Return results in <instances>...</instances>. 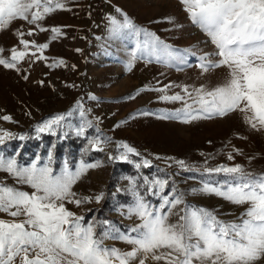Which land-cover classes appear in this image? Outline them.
I'll list each match as a JSON object with an SVG mask.
<instances>
[{
    "label": "rangeland",
    "instance_id": "374dc122",
    "mask_svg": "<svg viewBox=\"0 0 264 264\" xmlns=\"http://www.w3.org/2000/svg\"><path fill=\"white\" fill-rule=\"evenodd\" d=\"M59 2L63 9L45 14L35 23L16 19L0 28V59L11 62L13 48L27 52L14 68L0 65V132L12 134L0 144V157L16 160L19 167L47 164L54 175L65 168L75 172L82 163L96 165L72 186L73 199L82 203L77 206L65 201V207L76 217H83L85 226L93 225L103 247L122 253L132 251L133 246L118 237H135L132 229L142 223L131 214L137 198L158 209L162 198L182 194L183 203L171 212L163 209L171 224L185 211L201 208L224 223H239L247 204L237 205L201 190L233 180L224 172L209 171L222 166L239 165L254 176L264 174V129L253 128L240 111L224 116L199 114L200 118L184 122L186 105L199 108L195 90L203 87L210 91L223 85L229 69L202 70V62L215 64L220 57L181 0ZM125 17L141 31L114 30L112 21L122 25ZM53 28L60 29L55 38ZM21 39L28 42V49ZM43 44L48 47L38 51ZM185 87L191 96L183 91ZM176 95L182 99L163 98ZM58 115L65 117L59 125L38 131ZM4 116L11 120H4ZM43 134L59 142L83 138L87 142L84 150L105 155L92 162L79 159L72 165L64 159L60 167L52 147L46 153L35 152V156L27 150L22 155L24 144ZM123 145L134 152L129 153ZM179 161L184 162L183 167ZM118 163L133 165L137 173L114 178ZM157 180L165 182L163 190L155 186ZM0 184L30 194L34 191L4 171H0ZM97 196H101L99 202ZM107 197L112 199L110 220L97 217L96 212ZM119 197L128 200L121 202ZM13 219L0 212V220ZM146 264L157 262L149 259ZM257 264H264V259Z\"/></svg>",
    "mask_w": 264,
    "mask_h": 264
},
{
    "label": "snow or ice",
    "instance_id": "6c2138e0",
    "mask_svg": "<svg viewBox=\"0 0 264 264\" xmlns=\"http://www.w3.org/2000/svg\"><path fill=\"white\" fill-rule=\"evenodd\" d=\"M181 3L193 23L210 37L220 57L215 64L202 62V70L220 66L229 69L223 85L210 91L203 87L195 90L199 108L194 110L186 105L184 122L200 118L199 114L224 116L240 111L253 128L264 129V0H181ZM41 8L42 12L39 11ZM63 8L59 0H44L43 3L42 0H0V28L16 19L35 23L43 15ZM112 23L114 30L141 31L135 29L127 17L122 25H117L115 20ZM51 31L53 38L60 34L59 28ZM20 43L28 49L27 41L21 39ZM155 43L159 44L158 41ZM47 47V44L40 45L38 51ZM163 48L167 50V45ZM26 55V51L18 52L13 48L11 62L0 59V65L14 68L15 62ZM183 91L192 95L186 87ZM163 98L182 99L179 95ZM3 119L11 120L8 116ZM64 119L63 115H58L38 131L59 125ZM6 137H12V134L0 132V144ZM123 147L129 153L134 152L127 145ZM178 163L184 166L183 161ZM144 164L148 166L147 161ZM95 166L82 163L75 172L65 168L54 175L47 164L19 167L16 160L0 157V171L34 190L30 194L0 184V212L14 218L12 221L0 220V264H132L133 261L146 264L149 259L157 264H257L264 259V174L254 176L239 165L209 170L224 172L233 180L221 187L206 185L201 191L237 205L247 204L239 223H224L212 212L201 208L185 211L179 215L177 223L171 224L168 212L183 203L182 194L172 199L162 198L158 209L137 198L131 214L142 223L132 229L137 234L135 237H118L133 246L132 251L122 253L116 248L103 247L93 225L85 226L81 223L83 217H76L65 207V201L77 206L82 203L73 199L72 186L88 168ZM154 184L160 190L165 187L163 181L157 180ZM100 199L101 196L96 197L97 202ZM165 208L168 212L163 211ZM19 217L23 219H15Z\"/></svg>",
    "mask_w": 264,
    "mask_h": 264
},
{
    "label": "trees",
    "instance_id": "16d2710c",
    "mask_svg": "<svg viewBox=\"0 0 264 264\" xmlns=\"http://www.w3.org/2000/svg\"><path fill=\"white\" fill-rule=\"evenodd\" d=\"M86 145V140L80 137L68 138L65 141L59 142L54 136L43 134L25 143L22 155L27 150L31 156H35L37 154L48 152V149L52 147V156L57 160V167L62 165L64 159H66L67 163L72 165L78 162L79 159L92 162L104 157L105 154L102 151L87 152L84 150ZM35 152H37V154ZM144 172L150 173V170H144ZM122 173L135 175L137 171L135 167L129 163H118L115 165L113 176L114 178L119 179ZM109 198L110 197L105 198L101 208L96 211L97 217L104 220H110L111 218L110 210L112 207V199ZM119 198L121 202L128 200L127 198L125 199V197ZM119 225L126 230L129 228L128 225L122 223H119Z\"/></svg>",
    "mask_w": 264,
    "mask_h": 264
},
{
    "label": "built area",
    "instance_id": "2783aa9c",
    "mask_svg": "<svg viewBox=\"0 0 264 264\" xmlns=\"http://www.w3.org/2000/svg\"><path fill=\"white\" fill-rule=\"evenodd\" d=\"M98 6L101 7V4H99Z\"/></svg>",
    "mask_w": 264,
    "mask_h": 264
}]
</instances>
